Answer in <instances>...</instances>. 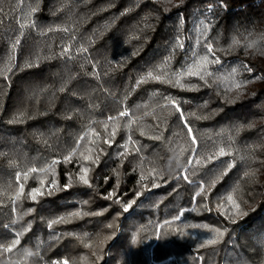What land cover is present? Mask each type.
I'll return each instance as SVG.
<instances>
[{
    "label": "trees",
    "instance_id": "1",
    "mask_svg": "<svg viewBox=\"0 0 264 264\" xmlns=\"http://www.w3.org/2000/svg\"><path fill=\"white\" fill-rule=\"evenodd\" d=\"M204 56L211 75H180ZM17 239L0 264H264V0H0Z\"/></svg>",
    "mask_w": 264,
    "mask_h": 264
},
{
    "label": "snow or ice",
    "instance_id": "2",
    "mask_svg": "<svg viewBox=\"0 0 264 264\" xmlns=\"http://www.w3.org/2000/svg\"><path fill=\"white\" fill-rule=\"evenodd\" d=\"M21 27H24V25H21ZM16 43H19V40H17ZM177 44L181 48L184 47V45L181 44V43H179V41H177ZM65 51H67V50H65ZM85 51H86V49H85ZM206 51L208 53H211L212 56L215 57V53L213 51V47H212V44L210 42L207 43V45H206ZM165 63H167V61H165ZM209 63H219V60L218 59H212V60H210L208 58V56L201 57L200 60L195 63L194 67L196 69H202V70H204L203 75L201 74V71H198V70H195L194 71L193 70V67H189L188 69H186L180 75H183V76H199L201 79H204V76L205 75H211V73H208L206 71L207 65ZM156 71H160V69H157ZM233 71H235V70H233ZM248 71H251V69H248ZM167 75H168L167 72H164L162 75H154L153 71H149L147 73V75L145 77H142L141 78V81H138L137 83L139 84V83L144 82V81L149 80V79L160 81V80L165 79L167 77ZM169 82H171V81L169 80ZM175 83L180 84V79L177 78L175 80ZM181 87H183V85H181ZM235 87H240V85L239 84H236ZM170 103L172 105H175L176 108H177V111H179V106L176 105V102L174 100L170 101ZM119 115L120 116H125V115H127V112L126 111H122V112H120ZM114 119H115L114 117H109V120H114ZM189 132H191V129H189ZM113 135H114V133H113ZM192 141H193V143H195V137H192ZM221 155H223V152L222 151H221ZM84 159H86V160L91 159V155L85 156ZM188 163L191 164L192 163V160H189ZM197 163H199V161H197ZM229 167H231V165ZM31 171L34 172V171H36V169H32ZM83 172L85 173V175H81L80 176V180H82L83 183L87 185L89 183V181L87 179V176H86L87 169H83ZM27 175H28V173H24L23 174V176H24L25 179L27 178ZM246 175H247V173H246ZM17 179L18 180L20 179V174H17ZM185 179H187V177H185ZM22 191H23V185L20 186V192H18L16 194V196L14 197V199H19V196L22 193ZM201 191H204V188L203 187L201 188ZM34 192H36L37 194H40L37 190H34ZM35 198H36L35 195H33L32 199H35ZM229 200H231V197H229ZM130 207H131V205H128L127 207H125L124 210L125 211H128V208H130ZM49 227H51V224L49 225ZM219 235L222 236L223 233H219ZM204 243L206 245H214V244H216L217 243V236L216 235H211V237L208 238V239H206ZM16 244H19V240L18 239L15 240V241H13V243L10 246H8V247H3L2 245H0V249H2L3 252H11L12 249L16 246ZM61 264H68V261L67 260H64V261L61 262Z\"/></svg>",
    "mask_w": 264,
    "mask_h": 264
},
{
    "label": "rangeland",
    "instance_id": "3",
    "mask_svg": "<svg viewBox=\"0 0 264 264\" xmlns=\"http://www.w3.org/2000/svg\"><path fill=\"white\" fill-rule=\"evenodd\" d=\"M159 224V223H158ZM158 224L156 225V230L157 231H164L165 230V228L163 227V230H159L158 229ZM162 224V223H161ZM162 226H163V224H162ZM6 242V241H5ZM46 259H48V260H51L52 259V256L51 257H45ZM176 260L179 262L180 261V259L179 258H176Z\"/></svg>",
    "mask_w": 264,
    "mask_h": 264
}]
</instances>
